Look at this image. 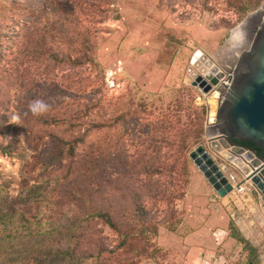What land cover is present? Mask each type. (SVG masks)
<instances>
[{
  "label": "rangeland",
  "instance_id": "374dc122",
  "mask_svg": "<svg viewBox=\"0 0 264 264\" xmlns=\"http://www.w3.org/2000/svg\"><path fill=\"white\" fill-rule=\"evenodd\" d=\"M20 1L24 0H0V206H12L41 223L64 214V221L82 220L84 207L76 206L83 202L123 212L134 202L136 189L154 185L166 190L155 203H147L160 223L155 235L149 233L159 251L152 254L153 246L141 256L121 251L117 264H124L125 258L137 264H182L187 260L184 247L196 245L186 236L196 230L209 235L198 245L218 249L224 244L215 233H236L245 242L234 238L238 252L233 249L228 261L264 264V212L251 211L232 196L214 200L213 189L189 157L200 144L214 155L205 127L217 99L212 97V105L211 97H203L187 76L197 48L214 64L232 67L231 59L220 53L233 46L234 30L264 0H97L95 18L89 12L73 13L84 20L78 26L88 38L78 57L60 30L72 17L70 8L55 0L62 11L45 19L53 27L47 48L57 57L32 61L16 57L17 39L11 42L3 36L16 32L11 27L25 19L17 15ZM248 26L242 43L247 47L257 24ZM40 104L46 110L41 111ZM18 108L36 111L24 119ZM7 147L12 155L2 152ZM92 148L100 155L97 189L76 172L71 176L73 163ZM78 187L82 190L72 199ZM182 189L183 196H178ZM60 227L56 231H65ZM65 232L53 249L74 246L84 251L97 238L106 244L117 242V235L96 221L89 226L75 222ZM250 246L255 248L253 255L246 249Z\"/></svg>",
  "mask_w": 264,
  "mask_h": 264
},
{
  "label": "trees",
  "instance_id": "16d2710c",
  "mask_svg": "<svg viewBox=\"0 0 264 264\" xmlns=\"http://www.w3.org/2000/svg\"><path fill=\"white\" fill-rule=\"evenodd\" d=\"M63 1L67 3L70 8L67 13L71 11L69 15H72V17H67L65 20L63 19L64 21L61 23L60 30L63 32L64 40L69 45L71 51L78 57L79 54H84L81 49L88 42V38L82 34V30L80 31L78 26L82 25L84 20L73 16V13L76 14L79 11L82 16H87V12H89L92 14L93 18H95L96 12H99L98 8L100 6L96 3L97 0ZM106 1L108 2L107 4H110L109 0ZM21 2H24V4ZM173 4L174 2L171 3V5ZM17 7V15H23L25 19H23L22 23L18 22L17 25L19 27H11V29H15L16 32L3 35L11 42L17 39L15 43L18 44L16 57H20V59L22 58L25 61H32L36 58H43L44 56L57 57L50 48H47V41L53 27L45 18L49 13L61 12L62 6L58 5L55 0H24L20 1ZM203 7H206V5L204 4ZM241 8L244 9V5ZM23 11H25V13ZM104 12L107 11H102L100 13ZM93 20L94 19H88V22H96ZM0 27H2L1 22ZM39 45L40 48H42L41 51H38ZM71 57L73 58L74 56ZM71 57H69L70 60H72ZM17 110L24 119L29 115H34V111L30 109L18 108ZM233 141H235L234 144L240 147H244L245 145L248 146L249 149L255 151L259 157H264V151L253 142L237 139ZM11 144L13 143L7 146ZM95 151L96 150L92 148L90 151L82 153V155L77 158V162L73 163L74 166L71 173L72 176V174L76 172L79 176L84 178L83 182H86V184L88 183L90 186H96H93L92 189H97L99 184V182L97 183L96 181V176L98 174L96 171H99L97 166L100 161V155H96ZM2 152L7 155H12V151L8 147L2 148ZM72 155H74V153ZM183 163H185L184 158ZM70 166L71 165L68 166V170ZM102 169L106 168L103 167ZM100 172L104 171L102 170ZM136 182H140V179ZM136 188L139 187L137 186ZM80 190L82 189L78 187L76 192L71 193L72 199L75 198ZM136 190L138 192L135 191L132 195V200L134 202L128 204L130 205L128 206L129 209L126 206L123 212L117 209V207H109L110 209L108 210L101 208V206L96 203L91 204L89 202L85 204L83 202L80 206H76L78 210L84 207L85 217L82 220L74 218L72 221H64V214L60 219H55L49 223H41L40 221H31L27 219L22 212L19 214L12 206L10 208L9 205H1L0 264H62L59 260H63L67 264H117L120 260L118 259V255L121 251L129 253L130 250L136 253L135 255L139 254L138 256H141V252H145L144 249L147 250L149 249L147 247L151 246H153L151 249L152 254H155L159 251V248H157L156 244L152 243V236H150L149 233L151 232V235H155L160 223L155 213L147 206V203L150 202L151 204V201L155 203V200H158L163 194H166V190H161L154 187V185L149 187V189H146L145 186L143 190ZM182 193L183 189L181 192L178 190V196H183ZM171 194H173V197H177L176 192H171ZM87 196L89 197L90 195L87 194ZM80 221H86L87 226H89L91 222L96 221L103 226L109 227L110 230L117 235V242L115 244H106L95 237L97 239L91 241L90 245L84 248L86 249L84 251L76 250L74 246H67L63 249L60 247L57 250L53 249L56 247V239H64V237L67 236L65 231L71 228L72 224L74 226L75 222ZM62 225L66 227L64 228L65 231H56L59 230ZM48 227L52 228L46 231ZM40 230H42V232ZM50 230H55V232L50 234ZM88 233L91 234V231H88ZM231 236L238 241L245 242V240L236 233H232ZM49 238L52 239L49 241ZM52 246L54 247L52 248ZM246 249L249 250V254L251 255L255 253V248L251 246ZM123 261L125 262L124 264H137L136 261L134 263V259L132 258L122 259L121 262Z\"/></svg>",
  "mask_w": 264,
  "mask_h": 264
},
{
  "label": "water",
  "instance_id": "95a60500",
  "mask_svg": "<svg viewBox=\"0 0 264 264\" xmlns=\"http://www.w3.org/2000/svg\"><path fill=\"white\" fill-rule=\"evenodd\" d=\"M253 22L257 24V30L253 33L250 46L239 56L227 90H218L222 93L223 99L211 119L208 118L206 122L205 134L215 159L202 144L189 153L194 165L219 197H225L231 186L215 162L221 158L219 155L221 149L217 140L234 149L237 154L243 149H250L232 143V139L251 141L264 151V4L239 26ZM204 76L205 78L196 77L191 84L207 93L211 85L215 86L219 83V79L210 72L205 73ZM215 97H219L218 92L215 93ZM254 153L256 154L255 151ZM256 156L264 163V157H259L257 154ZM252 166L253 171L247 178L264 195V182L260 179L264 176V167L258 165L257 161L253 162Z\"/></svg>",
  "mask_w": 264,
  "mask_h": 264
},
{
  "label": "built area",
  "instance_id": "2783aa9c",
  "mask_svg": "<svg viewBox=\"0 0 264 264\" xmlns=\"http://www.w3.org/2000/svg\"><path fill=\"white\" fill-rule=\"evenodd\" d=\"M205 56V52H203L200 48L194 50L190 58V67L187 70L188 80L192 82L198 76L205 78L204 75L207 72H210L213 76L218 77L219 83L215 86L211 85V89L207 93H204L201 89H199L203 97L209 98L212 96L213 98H216L218 106L220 101L223 99L222 93H220L218 90H227V87L230 85L235 64L229 68L226 66L227 74L222 75L221 71H214L209 68L208 65H206L208 62H211L212 58L209 57V59H206ZM222 66L224 65H220V67ZM206 81L208 80L206 79ZM216 92H218L219 97H215ZM212 157L215 159L214 155H212ZM255 161H257L258 165L264 167V163L257 158L254 151L246 149H243L240 154L236 153L232 155L228 160H223L222 158H220L218 162L215 160L219 171L223 174L227 183L231 186V190L226 196H232L234 200L237 199V201L241 204L244 203L248 208H250L251 211L256 208V212L260 214L259 210L264 212V195L256 187V185L247 178L248 175L253 171L252 163ZM260 179L264 182V176H262ZM213 196L214 200L219 197L215 191Z\"/></svg>",
  "mask_w": 264,
  "mask_h": 264
},
{
  "label": "crops",
  "instance_id": "0c3cea01",
  "mask_svg": "<svg viewBox=\"0 0 264 264\" xmlns=\"http://www.w3.org/2000/svg\"><path fill=\"white\" fill-rule=\"evenodd\" d=\"M217 144L220 147L219 155L224 160L230 159V157L235 153V150L232 148H228L221 140H217ZM214 191V190H213ZM206 235V234H205ZM201 231L196 230V232H193L192 234H188L186 237L188 238V241L190 240L193 243H196V245L192 246H182L185 250L182 251V253L187 255V260L182 264H231L227 256L230 254V252H233V249H236L234 252H238V247L235 246L237 244L236 240L232 237H229L228 235L223 237V234L220 232L215 233V236L217 239L221 240L218 241V243L223 242V247H230L231 249L228 251L223 249H218V247H212V248H205L200 245V238L205 236ZM206 236L209 237L207 234ZM175 237V236H174ZM236 247V248H235ZM219 251L222 252L220 255ZM216 255H218L216 257Z\"/></svg>",
  "mask_w": 264,
  "mask_h": 264
},
{
  "label": "bare ground",
  "instance_id": "6f19581e",
  "mask_svg": "<svg viewBox=\"0 0 264 264\" xmlns=\"http://www.w3.org/2000/svg\"><path fill=\"white\" fill-rule=\"evenodd\" d=\"M252 17L255 18V16H252ZM248 25L249 24L244 25V26L237 27V29H235L234 32H233V36L235 37V42L233 43V46L230 47L228 50H225L223 53H220L221 56H227V58H230L231 59L230 60L231 61L230 62L231 65H234V63H237V61L239 59V55L241 53V52L238 53V51L240 50V49H238L239 47L242 48V51L243 52L246 51L249 48V46L247 47L246 45H242L243 40L246 37V30L249 27ZM207 65L210 66L209 68H211L214 71H221L222 72V75H226L227 74V68H226V66L220 67L218 64H214V62H212V61L211 62H208ZM225 71H226V73H225ZM210 97H211L210 98V101H211V103L213 105L212 96H210ZM211 117H212V114H210V119H211Z\"/></svg>",
  "mask_w": 264,
  "mask_h": 264
},
{
  "label": "clouds",
  "instance_id": "9594fccd",
  "mask_svg": "<svg viewBox=\"0 0 264 264\" xmlns=\"http://www.w3.org/2000/svg\"><path fill=\"white\" fill-rule=\"evenodd\" d=\"M39 107H40V110H41V111H44V110H46V107H47V106L44 105V104H40ZM33 110H34V112L36 111L35 109H33Z\"/></svg>",
  "mask_w": 264,
  "mask_h": 264
},
{
  "label": "flooded vegetation",
  "instance_id": "af4514ba",
  "mask_svg": "<svg viewBox=\"0 0 264 264\" xmlns=\"http://www.w3.org/2000/svg\"><path fill=\"white\" fill-rule=\"evenodd\" d=\"M233 140H236V139H232V140H231L232 143H235V141H233ZM237 140H238V139H237ZM244 147H248V146L245 145ZM248 148H249V147H248Z\"/></svg>",
  "mask_w": 264,
  "mask_h": 264
}]
</instances>
